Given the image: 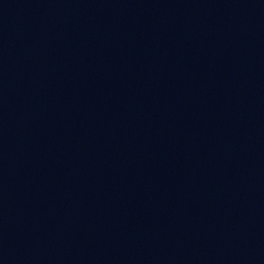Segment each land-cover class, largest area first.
<instances>
[{
	"label": "water",
	"instance_id": "obj_1",
	"mask_svg": "<svg viewBox=\"0 0 264 264\" xmlns=\"http://www.w3.org/2000/svg\"><path fill=\"white\" fill-rule=\"evenodd\" d=\"M0 264H264V0H0Z\"/></svg>",
	"mask_w": 264,
	"mask_h": 264
}]
</instances>
